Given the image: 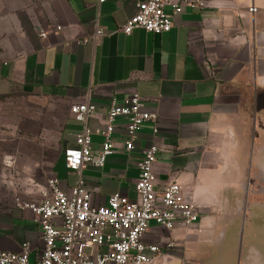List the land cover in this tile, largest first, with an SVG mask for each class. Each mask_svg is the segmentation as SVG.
Instances as JSON below:
<instances>
[{
	"label": "crops",
	"instance_id": "obj_1",
	"mask_svg": "<svg viewBox=\"0 0 264 264\" xmlns=\"http://www.w3.org/2000/svg\"><path fill=\"white\" fill-rule=\"evenodd\" d=\"M144 1L22 0L11 9L0 0V20L14 21L19 31L0 75L6 84L62 104L71 145L81 125L70 117V105L94 104L96 114L88 121L94 150L110 103L133 93L142 98L157 120L142 125L131 154L122 150L119 119L113 154L103 168L88 166L81 176L96 204L116 192L134 200L137 162L155 144L156 187L181 185L200 219L173 231L151 224L143 241L165 254L159 264H183L196 239L233 236L234 229L240 234L246 221L262 218L250 216L249 206L251 190L254 202L264 195V169L256 167L264 164V0H207L200 12L175 15L167 33L124 35L120 27ZM96 26L104 34L94 39ZM51 176L65 191L77 180L63 157ZM42 188L2 185L0 251L19 252L28 244L30 259L39 255L40 230L28 211L14 207V197L35 199Z\"/></svg>",
	"mask_w": 264,
	"mask_h": 264
},
{
	"label": "built area",
	"instance_id": "obj_2",
	"mask_svg": "<svg viewBox=\"0 0 264 264\" xmlns=\"http://www.w3.org/2000/svg\"><path fill=\"white\" fill-rule=\"evenodd\" d=\"M105 1L98 0V4ZM206 7L207 0H146L137 5L135 14L119 31L126 36L135 30L160 35L170 31L175 15L185 10L200 12ZM249 12L254 13L256 9L251 8ZM103 34V29L96 26L93 38ZM95 114L96 107L89 102L69 107L70 117L81 125L73 145L63 153L65 168L77 174L75 184L65 191L58 179L52 177L37 198L14 199V207L28 211L40 230L39 255L31 260L30 246L24 244L19 252L0 251V264H159L157 258L165 254L158 246L143 241L150 225L173 231L199 223L197 207L181 185L169 183L156 187L153 165L158 147L155 144L144 148L137 162L139 174L134 200L116 192L105 204L94 203L81 172L88 166L103 168L113 154L117 121H124L122 150L131 154L142 125L157 120V115L146 109L137 93L122 103L113 100L105 111L102 128L96 131L102 142L94 150L88 121ZM172 246L171 242L166 244V248ZM100 248L105 250L100 252Z\"/></svg>",
	"mask_w": 264,
	"mask_h": 264
},
{
	"label": "rangeland",
	"instance_id": "obj_3",
	"mask_svg": "<svg viewBox=\"0 0 264 264\" xmlns=\"http://www.w3.org/2000/svg\"><path fill=\"white\" fill-rule=\"evenodd\" d=\"M2 1L12 9L22 0ZM16 25L12 20H0V70L16 49ZM2 81L0 75V189L6 183L20 186L25 182L44 187L55 177L52 170L72 142L63 125V106ZM256 167L264 169V164ZM253 193L251 190L249 214L262 218L246 221L240 234V229H234L233 236L217 233L196 239L194 248L184 253L183 264H264V195L254 202Z\"/></svg>",
	"mask_w": 264,
	"mask_h": 264
}]
</instances>
